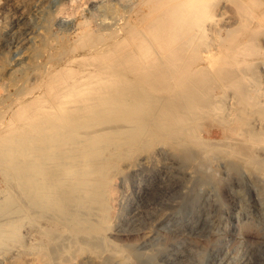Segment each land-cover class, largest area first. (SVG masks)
<instances>
[{
  "label": "bare ground",
  "instance_id": "obj_1",
  "mask_svg": "<svg viewBox=\"0 0 264 264\" xmlns=\"http://www.w3.org/2000/svg\"><path fill=\"white\" fill-rule=\"evenodd\" d=\"M218 2L140 0L134 15L109 30L83 26L11 96L0 110V250L31 213L34 221L44 217L32 234L37 264H67L83 252L99 256L98 231L112 219L110 209L131 202L108 187L106 173L137 144L159 137L171 145L199 141L209 151L212 141L197 140V125H187L193 113L204 121L223 105L224 117L233 118L241 108L245 130L221 153L243 164L256 160L264 176V63L253 68L264 48L242 18L231 20L225 5L215 9ZM211 63L217 68L210 70ZM229 79L242 83L234 94L227 92L234 87ZM202 88L218 91L194 107ZM172 96L186 98L160 109ZM21 202L30 213L10 220ZM142 220L134 230L144 229Z\"/></svg>",
  "mask_w": 264,
  "mask_h": 264
},
{
  "label": "rangeland",
  "instance_id": "obj_2",
  "mask_svg": "<svg viewBox=\"0 0 264 264\" xmlns=\"http://www.w3.org/2000/svg\"><path fill=\"white\" fill-rule=\"evenodd\" d=\"M139 2L0 0V110L36 79L46 61L58 55L83 26L109 30L134 15L141 8ZM221 5L228 8L231 20L242 18L253 32L251 39L264 48V0H219L215 9ZM260 58L254 70L264 63ZM215 63L210 70L217 68ZM229 80L234 87L227 92L234 94L242 83ZM215 91L198 90L194 107L213 98ZM184 98L172 96L160 109H174ZM226 109L222 105L204 121L194 113L187 116L188 126L197 125L196 139L212 141L209 151H203L199 141L173 146L159 137L137 144L109 170L108 187L131 202L115 203L109 211L112 219L99 228L96 241L103 253H78L67 264H264V176L256 160L249 165L222 155L223 146L245 130L239 124L245 112L238 108L233 118L224 117ZM228 127L235 128L227 134ZM154 153L148 162L138 164L140 156ZM4 190L0 175V194ZM21 203L10 220L30 213L31 208ZM29 215L5 238L0 264H37L32 234L44 217L34 221ZM140 217L145 227L134 230Z\"/></svg>",
  "mask_w": 264,
  "mask_h": 264
}]
</instances>
